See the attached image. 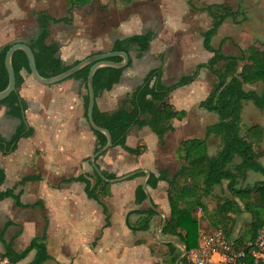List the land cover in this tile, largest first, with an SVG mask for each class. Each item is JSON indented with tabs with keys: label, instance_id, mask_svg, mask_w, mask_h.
Wrapping results in <instances>:
<instances>
[{
	"label": "crops",
	"instance_id": "crops-1",
	"mask_svg": "<svg viewBox=\"0 0 264 264\" xmlns=\"http://www.w3.org/2000/svg\"><path fill=\"white\" fill-rule=\"evenodd\" d=\"M182 1H175L180 10L187 7ZM97 2L98 0H92L74 7L81 8L83 14L88 16L91 4ZM96 6V9H100V6ZM10 8L11 13H0V46L15 38L11 19L21 18L18 14L22 11ZM39 10L46 11L53 19L67 16L65 13L66 16L55 17L51 15L53 12ZM73 14L75 17L76 14ZM177 18L161 19L162 30L154 33L146 51L138 54L137 47L130 45V64L122 69L116 83L95 97L94 104L100 111L115 110L142 82L149 69L159 67V79L164 85L173 83L182 75L195 72L191 82L174 88L167 95L166 103L170 108L174 111L182 110L184 115L178 119H170L173 130L164 132L162 144L147 126L132 125L125 135L124 144L131 148L143 145V150L138 155H132L118 145L112 146L95 158L100 171L112 173L115 177L139 168L154 175H157L158 170L172 173L178 166L176 148L180 141L204 138L205 150H214L211 154L219 148V138L214 134L206 136L205 133V128L216 122L217 118L214 121V115H205L203 111L207 110L199 106V102L207 96L215 77L205 67L197 68V64L204 63L211 53L202 47L201 35L192 34L191 28L184 27L185 19L180 16ZM168 23L172 25L169 27ZM74 24V20L51 21L48 27L47 40L57 44V54L64 64L79 61L93 53L108 51L113 40L148 29L143 28L142 17L138 12L124 15L112 27H105V31L102 28L104 24L100 23V32L93 35H80L79 27ZM62 25H66L65 31ZM260 40L263 41L264 38ZM20 74L23 81L18 94L25 105V122L32 132L19 138L12 151L6 154L0 152V168L4 173L0 189H12L13 193L18 194L19 203L16 204L11 197L0 200V228L7 224L2 235L4 244L0 242V253L4 251L6 244L13 251H20L44 227L45 246L50 258L40 264H155L157 259L159 264H167V250L165 253L155 250L160 245L164 246L163 243L153 237L152 242L156 245H152L149 238V231L156 219L160 223V214L155 213L151 217L146 230L131 231L126 225V220L134 223L139 218V214L130 211L146 206L144 200L139 204L134 201V191L141 184L143 174L114 183L107 182L108 185L100 191L97 200L88 197L83 182L75 179L82 175L92 181L93 170L89 157L97 147L95 136L86 123L82 103V96L86 91L80 80L67 78L52 85H43L25 70H21ZM257 85L245 83L243 88L259 91L261 85L259 84L258 90ZM242 106L243 102L241 108ZM190 111L194 115H190ZM257 115L264 118V105ZM207 119H210L209 122ZM17 124L18 119L5 115V107L0 105V136L7 139ZM258 125L262 126L261 132L252 131L254 133L250 132L249 136L261 137L254 144L256 150L261 151L258 160L264 165V124ZM196 131H201L202 136L194 135ZM243 131L244 129H240L241 134ZM237 160L235 157L234 162ZM249 175L251 174L247 172L245 179L239 181L236 187H239V183L243 185L241 187L247 186ZM24 177L34 178L24 180ZM255 177L253 184L260 180ZM223 181L226 187V180ZM146 189L150 203L162 211L166 218L169 213L166 183L159 180L154 188L146 185ZM229 195L220 197L233 200L239 207V212L242 211L244 217L249 216V213L243 211L242 202L230 192ZM102 205L105 212H102ZM104 221L107 222L104 224ZM174 245L178 248V244ZM33 254V250L29 251L14 264H30Z\"/></svg>",
	"mask_w": 264,
	"mask_h": 264
},
{
	"label": "trees",
	"instance_id": "trees-1",
	"mask_svg": "<svg viewBox=\"0 0 264 264\" xmlns=\"http://www.w3.org/2000/svg\"><path fill=\"white\" fill-rule=\"evenodd\" d=\"M92 0H68V6L84 5ZM115 6L128 5L131 0H112ZM264 4V0L262 1ZM66 13H70L69 7H66ZM210 18V25L200 33L202 37V47L211 53V56L204 62L197 64V68L205 67L215 77L207 96L199 102V106L207 111L214 112L217 115V121L205 128L206 136L214 134L219 138V148L214 154H207L205 151L204 138H190L179 142L176 148L178 166L172 173L167 170H158L157 175L149 173L146 178V185L154 188L159 180L166 183V199L169 206L168 216L160 230V234L165 237H173L182 242L185 249L196 245L197 226L196 220L191 215L196 207L205 211L202 198L211 195L214 185H219L222 180H226V188L232 196L237 197L243 205V211L249 213V219L245 224V234L239 238H252L259 227L264 222V180H259L252 187H236V184L244 180L248 171L259 173L264 177V165L260 163L258 157L261 151L255 150L253 144L260 141L261 137H251L249 133L261 132V127L252 125L240 132L239 111L242 102L250 101L257 108L264 105V49L246 47L239 50L238 55H228L221 51L220 46L212 47L210 44L212 36L215 34L218 26L227 18L235 14L228 7L221 3H209L201 7ZM237 11V10H236ZM240 12V11H237ZM36 32L24 42L32 51L34 64L38 74L42 77L55 75L69 66L75 64H64L59 58L58 46L55 42L48 41L49 24L51 21H70L69 17L53 19L49 13L44 10L34 12ZM234 19V18H233ZM154 36L152 29L148 28L141 33L132 34L121 39H115L112 42L110 50L123 51L128 54L130 45L137 47L138 54L146 51L149 42ZM6 43L0 46V90L7 82V75L3 64L4 53L12 44ZM113 61H119V56L109 58ZM242 62L241 65H238ZM130 59L127 61L128 66ZM11 66L14 74V90L5 98L0 100V105L5 107V115L18 119V124L7 139L0 136V152L6 154L12 151L16 142L21 137L31 134L32 129L28 127L24 119V102L18 94V89L23 81L20 74L25 70L29 74L26 57L22 50H14L11 55ZM89 65H86L69 78L78 79L85 88V78ZM123 68H113L102 66L95 69L92 75V89L94 98L102 90H108L112 84L119 80ZM161 70L159 67L149 69L144 75L142 82L136 87L131 95L121 101L120 105L111 112L100 111L95 104L92 108V120L94 124L105 128L111 137L112 146L118 145L126 152L132 155H138L143 150V145H137L133 148L124 144L127 131L132 125L147 126L162 144V136L166 131H172L170 119L181 118L184 111H174L166 103L167 95L174 88L183 86L191 82L195 72L191 75H182L173 83L164 85L160 82ZM259 83V91L253 89H244L243 84ZM87 95L82 96L84 109L86 107ZM91 130V129H90ZM95 136L97 147L103 145L105 137L102 133L91 130ZM258 135V134H257ZM257 138V139H256ZM238 160L234 162V158ZM105 178L115 177L112 173L101 171ZM138 173L134 176H140ZM92 181L79 175L76 180L82 181L84 191L88 197L98 199L100 191L108 185L98 177L94 171L91 172ZM34 177H24L32 179ZM4 180L3 170L0 168V185ZM5 197H11L16 204L18 203V194L13 193L12 189H0V200ZM144 200V193L138 185L134 191V201L136 204ZM216 219L211 221L214 226L208 230L219 228L225 235H229V227L225 223L233 222L229 215L239 212L236 202L224 198L218 205L214 206ZM102 212L104 207L102 205ZM130 213L139 214V218L130 223L126 220V225L131 231L146 230L149 221L155 212L147 206L130 211ZM107 221H104V224ZM220 224L222 226H220ZM4 225L0 228V242L3 243ZM193 230V238L189 235ZM168 252L167 264H173L179 254L177 247L173 243H163ZM34 254L30 264H40L49 259L45 246L44 227L39 235L32 237L28 244L20 251H13L9 244L4 245V251L1 256L8 258L10 263H16L23 259L29 251ZM178 264H187L182 257Z\"/></svg>",
	"mask_w": 264,
	"mask_h": 264
},
{
	"label": "rangeland",
	"instance_id": "rangeland-1",
	"mask_svg": "<svg viewBox=\"0 0 264 264\" xmlns=\"http://www.w3.org/2000/svg\"><path fill=\"white\" fill-rule=\"evenodd\" d=\"M101 2L92 3L90 7L91 11L88 16L83 14L81 8L76 9L74 6H68V0H0V13L5 15L11 13L10 7H14L16 10L22 11L18 15L21 18H12L11 22L14 26L12 30L15 38L9 39L6 43H11L16 39L27 40L26 38L32 37L37 28L36 23L34 21V12L39 9H45L48 12L52 13L53 16L65 15L66 7H69L70 13L69 19L75 21L77 27H79V34H98L100 32V23H103L102 27L105 31V27H112L114 23L120 20L124 15L129 14L130 12H138L142 17L143 28H150L154 31V33H158L162 30L163 24L161 20H167L172 17L173 19H178L177 17H183L186 21L185 29H190L192 34L198 36L202 30H205L210 25V18L207 14L200 10L202 6L209 3H221L224 6L228 7L235 16L227 17L221 25L217 28L216 33L211 38V44L213 47L219 46L221 51L224 54H237L239 53L240 48L244 49L246 47H252L256 49H264V40L260 39L264 38V4L263 0H183L186 4V9L180 10L178 3L175 1L182 0H131V2L127 5V7L123 6H115L114 3L110 2L111 0H100ZM105 1V2H104ZM182 1V2H183ZM91 2V1H90ZM89 2V3H90ZM96 2V1H94ZM179 3V5L182 4ZM103 3V4H102ZM100 6V9H96L97 6ZM110 4V6H108ZM110 7V8H108ZM83 8V7H82ZM102 8H106L102 10ZM86 9H89L86 7ZM240 12H237V11ZM73 13L76 14L74 17ZM73 18V19H72ZM195 18V20H193ZM234 18V19H233ZM172 23H168L167 26H171ZM65 31L66 25H62ZM174 26V25H173ZM82 28V30H80ZM260 41H259V40ZM15 42V41H14ZM4 43V44H6ZM3 45V44H2ZM238 48V49H237ZM242 64V62H241ZM240 63L238 65H241ZM172 76L171 74H169ZM208 82V81H207ZM259 88V83L257 85V90ZM260 109L254 106L250 101L243 102V106L239 113V121H240V129H245L254 124H264V118H260L259 113ZM205 115H214V121L217 118V115L214 112L203 111ZM190 115H194L193 111H190ZM207 119V122H209ZM257 126L261 127L260 125ZM194 135L202 136L201 131H196ZM253 148L256 150V144L253 145ZM206 153L211 154L214 152L213 149L209 148L205 150ZM263 161V160H261ZM249 177L247 180L249 181L247 186L252 187L253 180L257 176L260 180H264V177L259 173H254L248 171ZM107 186V185H106ZM243 186L239 183V187ZM220 190V191H219ZM229 195V191H227L225 187V181H223L220 185H217L213 188V194L202 198L203 206L205 207V211H202L200 208L196 207L192 210L191 215L196 220L197 226V234H196V242L197 235L200 232H208L214 224L211 221L216 219V215L214 213V206L218 205L222 198L221 195ZM218 197V198H217ZM242 212V211H241ZM241 212L232 213L229 215V218L233 221L231 223L226 222L225 227H229V235L237 236L245 234V224L247 223L249 216L244 217ZM159 224V221L156 219L153 228L149 231V238H151V244H154L153 237L154 232ZM220 226H222L220 224ZM228 229V228H227ZM193 230L189 235V239L193 238ZM19 244V243H18ZM178 250L181 249V246L178 245ZM2 247L0 246V251ZM158 253H165L166 249L164 246L160 245V248L155 249ZM51 253V250L49 249ZM52 254V253H51ZM162 260V258H161ZM159 259L156 260L155 264H159Z\"/></svg>",
	"mask_w": 264,
	"mask_h": 264
},
{
	"label": "water",
	"instance_id": "water-1",
	"mask_svg": "<svg viewBox=\"0 0 264 264\" xmlns=\"http://www.w3.org/2000/svg\"><path fill=\"white\" fill-rule=\"evenodd\" d=\"M17 49H20L23 51V53L26 57L27 66H28L29 74L31 75V77L35 81H37L38 83L43 84V85H52V84L58 83L64 79L69 78L73 73H75L80 68H82L86 65H89L87 75L85 78V91H86V95H87V101H86V107H85L86 123L91 130L100 132L105 137L104 144L99 146L89 157L90 166L92 167V170L95 172V174L98 177H100L103 181L108 182V183H114V182L122 181V180H125L129 177H132L138 173H141V172L143 173L140 187L144 193V202H145L147 207L152 209L155 213L161 215L160 223L154 232V239L158 242H161V243H168L169 242V243H174V244H178L181 246L179 254L173 263V264H178L179 260L182 257H184L186 249H185L184 244L182 242L178 241L177 239H175L173 237H163L160 235V230H161V228L165 222V215L162 211H160L159 209L154 207L149 201L148 193H147V189H146V184H145L146 178L148 176V170L139 168V169L129 171L127 173H124L122 175H119V176H116V177L109 179V178H105L102 175L100 169L98 168V166L96 165V162H95V158L97 156H99L100 154H102L108 148L112 147V143H111V137H110V134L108 133V131L105 128L99 127L96 124H94V122L92 120V108H93V105L95 102V98L93 96V89H92V75H93L95 69H97L98 67H102V66H109V67H113V68H125L127 65V61H128V54L123 52V51H117V50H108V51H101L98 53H93L91 55H88V56L80 59L75 64L69 66L68 68L64 69L63 71H61L55 75H52L49 77H42L38 74V72L36 70V67L34 64L33 54H32L31 49L29 48V46L24 41H15L7 48V50L4 53L3 64H4V68H5L6 75H7V82H6L5 87L2 90H0V100L5 98L11 91L14 90L15 82H14V74H13V70H12V66H11V55H12L13 51L17 50ZM114 56H119L120 60L119 61H113V60L109 59V58L114 57Z\"/></svg>",
	"mask_w": 264,
	"mask_h": 264
},
{
	"label": "built area",
	"instance_id": "built-area-1",
	"mask_svg": "<svg viewBox=\"0 0 264 264\" xmlns=\"http://www.w3.org/2000/svg\"><path fill=\"white\" fill-rule=\"evenodd\" d=\"M225 235L219 228L200 232L185 250L187 264H264V222L252 238ZM0 264H11L0 255Z\"/></svg>",
	"mask_w": 264,
	"mask_h": 264
}]
</instances>
